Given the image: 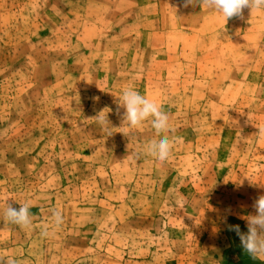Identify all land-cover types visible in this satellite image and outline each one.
<instances>
[{
  "label": "rangeland",
  "instance_id": "374dc122",
  "mask_svg": "<svg viewBox=\"0 0 264 264\" xmlns=\"http://www.w3.org/2000/svg\"><path fill=\"white\" fill-rule=\"evenodd\" d=\"M182 4L0 0V258L264 264L228 227L246 232L264 195V10L225 25ZM126 87L169 116L163 164L144 154L149 122L122 125ZM25 202L31 230L3 221Z\"/></svg>",
  "mask_w": 264,
  "mask_h": 264
},
{
  "label": "clouds",
  "instance_id": "9594fccd",
  "mask_svg": "<svg viewBox=\"0 0 264 264\" xmlns=\"http://www.w3.org/2000/svg\"><path fill=\"white\" fill-rule=\"evenodd\" d=\"M183 7H199L202 10H212L221 16L225 25L233 17L243 19V12L248 9L252 14L255 10H264V0H183ZM177 12V7L170 6ZM118 107L124 109L122 125L129 129H136L149 122L159 139H153L144 145V154L153 157L158 163H165L171 155L174 141L168 133L171 131L168 114L162 106L154 100L147 98L132 87H126L118 97ZM104 111V110H103ZM103 111L93 117L97 123L107 131L110 122L108 117L102 115ZM257 135L264 136V126L257 128ZM112 133L109 132L108 136ZM14 207L8 203L2 213L3 221L19 226L24 230H31L33 226V213L31 205L27 202ZM186 207L187 200L181 202ZM254 214L243 219L246 220L247 231L242 232L239 225H229V230L238 236L242 249L254 259L264 261V195H259L253 202ZM63 224V215L59 210L51 211V227L54 231ZM49 228L42 229L41 235L48 237ZM0 264H18L15 258H0Z\"/></svg>",
  "mask_w": 264,
  "mask_h": 264
}]
</instances>
